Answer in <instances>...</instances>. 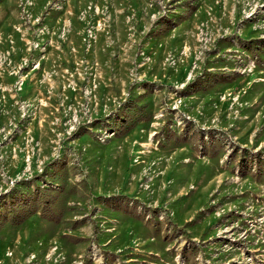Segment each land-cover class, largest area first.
Instances as JSON below:
<instances>
[{"label": "rangeland", "instance_id": "1", "mask_svg": "<svg viewBox=\"0 0 264 264\" xmlns=\"http://www.w3.org/2000/svg\"><path fill=\"white\" fill-rule=\"evenodd\" d=\"M0 264H264V0H0Z\"/></svg>", "mask_w": 264, "mask_h": 264}]
</instances>
